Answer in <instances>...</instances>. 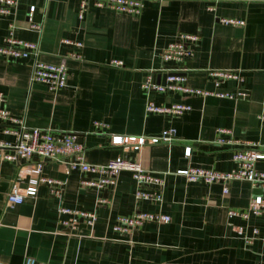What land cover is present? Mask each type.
Returning <instances> with one entry per match:
<instances>
[{
    "label": "crops",
    "instance_id": "obj_1",
    "mask_svg": "<svg viewBox=\"0 0 264 264\" xmlns=\"http://www.w3.org/2000/svg\"><path fill=\"white\" fill-rule=\"evenodd\" d=\"M10 15L0 16V44L14 26L18 40L37 43L44 63H64L66 87L50 93L43 85H30L32 59L9 60L0 56V96L3 106L28 128L78 136L86 148V162L105 165L118 156L139 161L148 172L162 177L160 203L136 201L132 174L120 172L114 186L96 190L81 186L96 176L46 162L43 175L61 183L59 196L50 186L28 184L31 162L0 161V264H23L33 258L40 264H264V214L248 219L231 218L230 210L246 212L261 191L247 182H233L230 192L220 184L187 182L176 174L187 167L229 172L236 166L235 151L264 145V0H191L146 2L137 15L116 13L88 5L78 17L80 0H15ZM40 33L29 29L28 10ZM213 7L210 11L209 8ZM244 21L242 27L226 26L221 19ZM198 37L193 56L179 64H164L160 54L180 35ZM71 40L80 49L62 44ZM74 51L79 58H70ZM119 61L122 66L112 65ZM177 68L191 88L236 93L239 100L184 94L151 93L157 105L174 102L191 111L171 117L144 113L142 83L156 82L162 69ZM209 71H237L243 83L224 81L219 86ZM95 122L106 124L96 129ZM0 122V140L13 143ZM220 129L231 136L219 134ZM173 131L169 143L144 147L139 153L109 145L110 135L158 137ZM232 138L219 144L218 138ZM186 147L190 156H184ZM256 168L264 171V160ZM24 196L21 204L7 201L13 186ZM107 203L98 205V199ZM60 207L94 212L97 220L85 221L69 232L60 225ZM139 212L170 217L168 224L145 223L128 234L113 232L119 216ZM242 229L244 234L237 231ZM259 234L252 244L253 230Z\"/></svg>",
    "mask_w": 264,
    "mask_h": 264
},
{
    "label": "built area",
    "instance_id": "obj_2",
    "mask_svg": "<svg viewBox=\"0 0 264 264\" xmlns=\"http://www.w3.org/2000/svg\"><path fill=\"white\" fill-rule=\"evenodd\" d=\"M162 2L163 0H80L78 6V17L83 18L84 12L88 5L101 9H109L116 13L139 15L146 2ZM206 3H218L220 0H191ZM17 3L15 0H0V16H7L12 13ZM34 7L28 10L29 29L40 33L42 25L33 22ZM210 11L213 7L209 8ZM226 26L242 27L244 21L236 19H221ZM198 42L195 35L183 34L177 40L168 44L160 54L161 61L164 64H179L193 56V46ZM62 44L68 47L80 49L82 44L71 40H63ZM40 48L37 43L18 40L14 36V26H9L8 35L0 44V56L9 60H25L32 59L31 73L29 77L30 85H43L50 93L58 92L66 87L67 68L64 63L49 64L39 59ZM70 58H79L74 51L68 52ZM112 65L116 67L122 66L119 61H112ZM165 77V84L156 83L149 77L145 78L142 83V90L145 95L144 113L157 114L164 116H181L191 111V107L186 104L174 102L169 105H157L150 99L151 93L160 94H184L189 96L200 97H218L230 100H239L245 96L243 88L236 93H220L215 91H207L202 89L191 88L186 85V77L175 73L177 68L162 69ZM209 76L213 78L216 86L224 81H236L243 83L244 78L237 71H209ZM260 120L264 124V109L260 115ZM0 122L6 124L4 133L12 135L15 140L13 143L0 140V161L31 162L33 158L38 160L28 167L29 175L28 184L32 187H38L41 184L50 186L51 194L60 195L57 186L61 183L45 177L43 175V167L46 162H56L64 166L65 172L78 171L96 176L89 181L81 182V186L85 188H93L96 190L108 189L115 185L116 178L120 172L127 171L132 174V178L137 185L134 194L136 201H148L160 203L162 201V190L164 180L147 170H145L139 161L127 160L124 156H118L110 160L105 165H93L86 162V148L79 142L78 136L51 130H40L37 128H28L23 120L13 116L4 106L0 96ZM96 129L106 128V124L95 122ZM219 134L231 136V131L220 129ZM174 136L173 131H164L158 137L150 136H124L111 134L109 145L111 147L121 148L123 151H134L139 153L144 147L158 143H169ZM232 138H218L219 144L232 143ZM190 147L184 150V156L189 157ZM233 162L235 168L229 172L213 171L199 167H187L176 172L177 175L183 177L187 182H202L204 184H220L223 187V193L230 192V185L233 182H247L253 189L261 191L260 195H254L250 201L246 212H238L230 210L231 218L239 217L248 219L250 216H261L264 214V171L256 168L258 162L264 160V145L253 144L248 150L235 151L233 154ZM7 201L13 204H21L24 196L18 193L14 185L7 196ZM107 203L105 199H98L97 204L104 205ZM60 216H67L66 219L60 220V225L69 230L75 231L80 221H85L88 225L96 222L97 216L94 212H86L81 210H73L60 207L58 209ZM170 217L160 213L139 212L132 216H119L116 218L112 227L113 232L120 234H132L135 229L145 223H153L156 225L168 224ZM240 235L244 232L242 229L237 231ZM259 234L258 229L253 230L251 237L244 236L247 244H252ZM23 264H40L33 258H26Z\"/></svg>",
    "mask_w": 264,
    "mask_h": 264
},
{
    "label": "water",
    "instance_id": "obj_3",
    "mask_svg": "<svg viewBox=\"0 0 264 264\" xmlns=\"http://www.w3.org/2000/svg\"><path fill=\"white\" fill-rule=\"evenodd\" d=\"M165 77H166V75H163L162 78L156 77V83L161 82L162 85H164L165 84Z\"/></svg>",
    "mask_w": 264,
    "mask_h": 264
}]
</instances>
